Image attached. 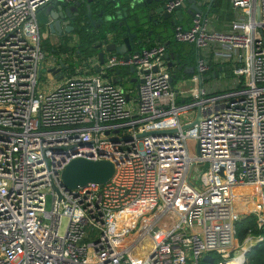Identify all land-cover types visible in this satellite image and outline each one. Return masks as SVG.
Masks as SVG:
<instances>
[{"label": "built area", "instance_id": "1", "mask_svg": "<svg viewBox=\"0 0 264 264\" xmlns=\"http://www.w3.org/2000/svg\"><path fill=\"white\" fill-rule=\"evenodd\" d=\"M52 1L0 0V264H246L244 251L264 240L237 236L249 214L264 227V0H231L237 16L225 32L201 13L175 26L176 41L219 43L234 78L210 92L195 75L188 95L171 81L163 43L111 53L100 71L83 66L42 91L38 12ZM130 66L135 98L108 75ZM196 66L212 68L207 56ZM198 107L201 119L183 128ZM77 157L110 159L115 172L66 187L61 174ZM168 164L180 169L175 180ZM243 186L254 191L236 193Z\"/></svg>", "mask_w": 264, "mask_h": 264}, {"label": "water", "instance_id": "2", "mask_svg": "<svg viewBox=\"0 0 264 264\" xmlns=\"http://www.w3.org/2000/svg\"><path fill=\"white\" fill-rule=\"evenodd\" d=\"M171 1L76 0L68 2L54 0L48 3L42 9L48 17L46 26L50 34L49 41L54 43V38H56V40H60V43L57 47L51 49L52 53L47 65L42 69L43 73L46 71L54 78H58V75H63L66 70H75L77 66H81L79 61L83 63V66H88L98 72L100 71L99 66L105 62L111 53L128 57L130 53L138 52L139 50L135 48L144 44L147 38L153 34H159L156 40L162 41V34L169 32L176 24L174 16L181 19L183 8H188L192 17H195L197 13H201L206 18L214 2V0H210L207 6L208 10L204 11L201 8L202 1L198 0H184L181 4L169 10L168 4ZM130 23L134 24L131 25ZM82 30L86 31L85 35L87 37L85 39ZM90 34L93 36L89 37ZM74 35L78 37L79 43L71 40ZM71 47H77L78 52L76 53L78 54L75 57L74 53L68 50ZM166 58L169 60V66L173 68L171 81L181 70L196 74L201 86L206 80L212 79L216 75V73L208 74V72L202 74L198 71L197 66H188L182 63L180 52L177 54L167 52ZM135 70L133 66H130L118 70L112 68L110 72H117V74L124 72L132 76L135 75ZM131 82H138V79L135 77ZM200 119L201 108L198 107L196 119L192 123L184 125L183 128L193 126ZM169 131L174 132L176 130ZM129 138L123 137L125 140ZM199 152L198 145L197 153ZM66 164L61 174L62 183L66 187L77 188L85 186L89 182L105 184L115 172V163L106 158L77 157ZM253 247L251 246L244 251L245 260H247V252ZM208 258H212V256L205 255V259Z\"/></svg>", "mask_w": 264, "mask_h": 264}, {"label": "crops", "instance_id": "3", "mask_svg": "<svg viewBox=\"0 0 264 264\" xmlns=\"http://www.w3.org/2000/svg\"><path fill=\"white\" fill-rule=\"evenodd\" d=\"M198 1H202L201 8L204 9V11L208 10L207 6H208L210 0H198ZM210 9H211V11L209 12L208 16L203 19L206 28L209 29L210 31H214V30L222 31V32L228 31L230 29L229 27H230L233 19L237 16V12H236L235 8H233L231 0H214ZM182 10L183 11H182L181 19H179L177 16L176 17L174 16V19L176 21L175 26L177 24H179V25L183 26L184 28H188L192 24L193 17L190 14V11L188 8H183ZM38 13H39L42 50H43V48H48L51 50L53 47L58 46V44L60 43V40L58 38H57L58 40H56V38H54L55 39L54 43L53 42L51 43L49 41L50 34H49L48 28L46 26V22L48 21V17L46 15V13L44 12V9H41ZM175 26H173L172 30H170L169 32L167 31L166 33L162 34V37H163L162 41L156 40V37H158L159 34L158 35L153 34L152 36H149L147 38V40L144 44L137 46L135 49L140 50L142 48L150 47L149 44L152 43V40H154L153 45H157L158 43H163V44H165L166 48H168V52H174L175 54L180 52L181 62L185 63L188 66H194V67H196L198 57L207 56L210 60L211 66H212V68L208 72V74L216 73L214 80H216V78H221V80L217 79L213 83H208V84H206V81H207L206 80L203 83V86H205L207 88V90L210 92H216L217 90L229 89L233 85H235L234 84V78H233V75L231 72V65H229L227 62H225L222 58L217 57V55L215 54V51L217 49H220L219 43L215 42V43L210 44L208 50H203L202 48H198V47L194 46L193 44H192L193 46H189L188 48L181 50V49H179L178 46H176L179 41H176L175 37H174ZM72 39L73 38H71V40ZM71 48H69L68 50L72 51V53H74V57H75V55L77 54L76 53L77 47L72 48V49ZM79 64L81 66H77L75 68V70L69 71V76H73V75H76L77 73L81 72L78 70L83 67V63L81 61H79ZM180 72L182 73V76L178 77L180 75L178 72V74L176 75V77L173 80V85H174L176 80H178L182 84H185L187 78H191V82L193 83V85L196 86L198 84V81L196 82L194 79L196 74H191L190 72H184V70H181ZM111 73L117 74V72H109L108 75L113 80ZM121 73H124V72H121ZM124 74L127 75L126 77L130 81L134 80V78H135L134 74L132 76L128 75L127 73H124ZM55 79H63V75L59 74L58 78H55ZM62 81H64V80H62ZM62 81H60L56 85L52 84V86L55 87V86L59 85ZM130 85L133 88L130 95L132 98H135L136 97L137 82H132ZM178 88L180 89L179 86H178ZM183 91H186V90H183ZM186 92H188V91H186Z\"/></svg>", "mask_w": 264, "mask_h": 264}, {"label": "rangeland", "instance_id": "4", "mask_svg": "<svg viewBox=\"0 0 264 264\" xmlns=\"http://www.w3.org/2000/svg\"><path fill=\"white\" fill-rule=\"evenodd\" d=\"M131 25H133L134 23H130ZM172 30V29H171ZM73 42H76V43H79V39L76 35H74L73 37ZM176 45V44H175ZM179 47V49H186L188 48L189 46H193L192 44L190 43H187V42H178L177 45ZM72 49V48H71ZM43 51H45V54H46V57H45V60L43 61V68L47 65V62L48 60L50 59V54L52 53V51L48 48H43ZM76 52H78V50L76 49ZM70 71V70H69ZM69 71H65L64 74H63V79H55L54 76H52L51 74H49L48 72L45 71V73H43L42 77L39 79V88L42 90V91H50L52 90L54 87L52 86L53 85H56L57 83H59L60 81L64 80V78H67L69 76ZM179 76L178 77H181L182 76V73L179 71ZM111 76L113 77V80L115 82H117V84L119 85H122L125 89L129 90L131 89V81L126 77L127 75H125L124 73H121V74H114V73H111ZM178 79V78H177ZM221 80V78H216V80ZM214 78L212 79H208L206 81V84L208 83H213L214 81ZM174 86L178 88V86L180 87V90H186L188 92H186L185 94L188 95L190 93V90L195 86L193 85V83L191 82V78H187L186 79V83L185 84H182L181 82H179L178 80L175 81L174 83ZM189 116L193 117V112H190V113H187ZM183 118V117H182ZM188 144H189V151L191 153H196L197 151V142L194 141V140H188L187 141ZM203 168L206 167V165H203L202 166ZM255 201H252L251 202V205L249 207H247L246 210H249V209H252L254 208L255 206ZM245 209H243L244 211ZM248 214V213H247ZM67 225V221L66 219H62V228H61V231L64 230V228L66 227ZM238 242H240V240H238ZM241 243V242H240ZM239 252V251H238Z\"/></svg>", "mask_w": 264, "mask_h": 264}, {"label": "trees", "instance_id": "5", "mask_svg": "<svg viewBox=\"0 0 264 264\" xmlns=\"http://www.w3.org/2000/svg\"><path fill=\"white\" fill-rule=\"evenodd\" d=\"M82 31H83L82 32L83 38L85 39L87 37V35H85L86 31H84V30H82ZM89 33H91V32H89ZM91 36H93V35L90 34L89 37H91ZM153 41L154 40H152V43H150L149 46L153 45ZM257 221H258V217L255 214H249V215L245 216L243 219H241L240 221H238L237 236H238V240H240L241 243L246 239L247 235L250 232L253 235L258 236V234H261L264 236V227L259 228ZM246 255H247V263L246 264H264V240L258 242V244L256 246H254L252 249H250ZM216 261L217 260H216V256H215V262L204 260L203 264H217Z\"/></svg>", "mask_w": 264, "mask_h": 264}, {"label": "bare ground", "instance_id": "6", "mask_svg": "<svg viewBox=\"0 0 264 264\" xmlns=\"http://www.w3.org/2000/svg\"><path fill=\"white\" fill-rule=\"evenodd\" d=\"M170 172V174H172L171 176H174L173 180L176 179V177H178V174L180 172V169H178L177 167H175L174 165L168 164L165 166L164 168V173H165V177L167 178V173ZM241 191H254V187L252 186H243V187H237L236 189V193L241 192ZM240 260V259H239ZM238 259L234 260L233 262H239Z\"/></svg>", "mask_w": 264, "mask_h": 264}, {"label": "flooded vegetation", "instance_id": "7", "mask_svg": "<svg viewBox=\"0 0 264 264\" xmlns=\"http://www.w3.org/2000/svg\"><path fill=\"white\" fill-rule=\"evenodd\" d=\"M82 50V49H81ZM78 54V53H77Z\"/></svg>", "mask_w": 264, "mask_h": 264}]
</instances>
